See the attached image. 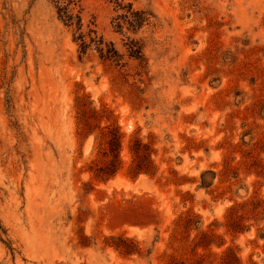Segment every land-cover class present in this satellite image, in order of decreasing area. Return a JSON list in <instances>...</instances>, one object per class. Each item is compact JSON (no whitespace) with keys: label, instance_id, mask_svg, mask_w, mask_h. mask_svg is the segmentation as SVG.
<instances>
[{"label":"rangeland","instance_id":"obj_1","mask_svg":"<svg viewBox=\"0 0 264 264\" xmlns=\"http://www.w3.org/2000/svg\"><path fill=\"white\" fill-rule=\"evenodd\" d=\"M122 2L135 34L81 3L118 68L80 58L49 0H0V264H264V0ZM135 138L152 165L133 179Z\"/></svg>","mask_w":264,"mask_h":264},{"label":"trees","instance_id":"obj_2","mask_svg":"<svg viewBox=\"0 0 264 264\" xmlns=\"http://www.w3.org/2000/svg\"><path fill=\"white\" fill-rule=\"evenodd\" d=\"M106 1L114 7L116 16L113 18L112 24L118 33L122 34L127 31L135 34L146 25L148 19L145 12L134 10L131 4H123L122 0ZM49 2L55 10L58 21L72 31V40L78 47L80 58L90 51H94L102 63H110L118 68L125 66L123 56L113 43L105 41L95 28L87 26L84 30L82 0H49ZM126 48L129 58L142 59L141 48L137 42L130 41ZM79 110L85 115H89L97 126L106 118V115H102L104 112L100 113L94 110L91 108V104L87 102L83 103ZM105 120L108 121V119ZM101 134L108 147L105 157L110 156L111 160L103 168L97 169L94 175L97 180L106 182L114 178L119 171L121 135L118 128L113 125L103 128ZM130 152L134 157L132 178L134 179L140 174H149V168L152 164L148 147L135 138L131 142Z\"/></svg>","mask_w":264,"mask_h":264}]
</instances>
